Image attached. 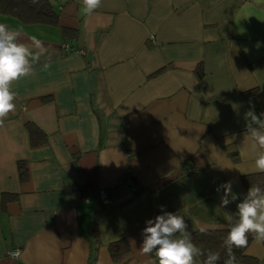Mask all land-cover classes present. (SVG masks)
<instances>
[{
    "label": "crops",
    "instance_id": "1",
    "mask_svg": "<svg viewBox=\"0 0 264 264\" xmlns=\"http://www.w3.org/2000/svg\"><path fill=\"white\" fill-rule=\"evenodd\" d=\"M48 1L55 23L0 14L47 48L13 83L0 127V264H158L137 249L161 205L191 233L228 229L239 201L220 208L217 186L231 181L242 199L241 177L259 173L242 146L245 113H264V0H102L91 15L80 0ZM127 174L136 195L118 184ZM251 235L246 254L264 264ZM119 240L128 250L115 261Z\"/></svg>",
    "mask_w": 264,
    "mask_h": 264
},
{
    "label": "clouds",
    "instance_id": "2",
    "mask_svg": "<svg viewBox=\"0 0 264 264\" xmlns=\"http://www.w3.org/2000/svg\"><path fill=\"white\" fill-rule=\"evenodd\" d=\"M32 2L36 3L37 0ZM80 2L87 15L102 6V0ZM20 37V31L0 24V127H3L9 113L15 111L13 83L34 76L35 65L47 51L45 44L35 36L30 38V42L40 51H34L21 42ZM43 67L47 69L49 64L45 63ZM261 116L264 113L257 115L254 109L245 113L246 131L242 149L255 154L253 171L264 173V119ZM216 191L220 195V208L239 201L236 212L227 214L228 232L223 240L228 255L224 264H235L233 249L245 248L249 234L264 240V188L252 185L242 199L241 194L233 192L231 181L217 186ZM160 210L162 214L145 221L146 227L141 232L142 244L137 251L142 255L155 252L158 264H197V257L205 256V250L193 243L188 223L181 215L165 211L163 205ZM233 217L237 218L235 223H231ZM200 231L203 233L205 229L201 228ZM177 234L178 238H174ZM219 260V252L208 250L202 264H218Z\"/></svg>",
    "mask_w": 264,
    "mask_h": 264
},
{
    "label": "trees",
    "instance_id": "3",
    "mask_svg": "<svg viewBox=\"0 0 264 264\" xmlns=\"http://www.w3.org/2000/svg\"><path fill=\"white\" fill-rule=\"evenodd\" d=\"M0 14L15 17L20 20L23 24H32V23H55L57 19V13L53 11L52 6L48 0H37L36 3H33L32 0H0ZM27 129L30 136L31 144H37L38 136H41V131L33 124L28 123ZM229 157L233 161H237L238 154L234 150L228 151ZM18 171L21 179L26 177V170L22 162L18 163ZM241 181L245 188L249 189L252 185H259L261 188H264V173H254L241 177ZM135 187L134 179L133 185ZM97 191V190H96ZM134 195L137 194V191L133 190ZM2 200L4 199H13V195H2ZM228 229H211L201 232L197 230L192 234V241L198 247L205 250V256L197 257L200 264L206 259V253L208 250H212L220 253V260L218 264H224L228 259L226 248L223 245V240L227 236ZM94 234L95 231L93 230ZM252 240V235H248V245L245 248L233 249V252L236 257L235 263L239 264H257L258 261L256 258L251 257L246 254V250ZM108 249L113 260H118L121 257V254L128 250L127 245L124 241L112 242L108 245ZM127 260V258L125 259ZM124 260V261H125Z\"/></svg>",
    "mask_w": 264,
    "mask_h": 264
},
{
    "label": "built area",
    "instance_id": "4",
    "mask_svg": "<svg viewBox=\"0 0 264 264\" xmlns=\"http://www.w3.org/2000/svg\"><path fill=\"white\" fill-rule=\"evenodd\" d=\"M82 52V51H81ZM83 53V52H82ZM118 184H124V185H128L129 187H131L133 190L134 188L132 187L133 185V178L131 177L130 174L124 175L119 181ZM97 195L98 198L101 200V202L104 205H108L110 203V195L109 192H107L106 190H98L97 191ZM11 256L12 257H17L18 256V250H13L11 252Z\"/></svg>",
    "mask_w": 264,
    "mask_h": 264
}]
</instances>
